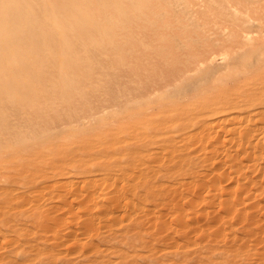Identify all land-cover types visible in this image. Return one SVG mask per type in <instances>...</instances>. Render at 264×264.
Returning a JSON list of instances; mask_svg holds the SVG:
<instances>
[{"label": "rangeland", "instance_id": "rangeland-1", "mask_svg": "<svg viewBox=\"0 0 264 264\" xmlns=\"http://www.w3.org/2000/svg\"><path fill=\"white\" fill-rule=\"evenodd\" d=\"M25 3L0 22V264H264V0ZM184 66L58 136L1 132Z\"/></svg>", "mask_w": 264, "mask_h": 264}, {"label": "bare ground", "instance_id": "bare-ground-1", "mask_svg": "<svg viewBox=\"0 0 264 264\" xmlns=\"http://www.w3.org/2000/svg\"><path fill=\"white\" fill-rule=\"evenodd\" d=\"M20 2L22 4H26L25 3V0H0V22L1 21H12V22H15L16 19H17V16H18V10H19V7L20 6ZM28 4L29 1H27ZM37 3V2H36ZM32 5V4H30ZM39 6V5H38ZM25 7V5H24ZM35 8V7H33ZM238 8V7H237ZM254 8V7H253ZM37 12V11H35ZM40 15V14H38ZM31 17V16H30ZM41 19V18H40ZM22 20V19H21ZM47 22V21H45ZM241 25V24H240ZM237 29V28H236ZM45 30V29H44ZM18 32V31H17ZM35 37V36H34ZM33 38V37H32ZM35 39V38H34ZM139 48V47H138ZM129 51H131V48H129ZM211 56V55H210ZM201 58V57H200ZM143 59V58H142ZM141 59V60H142ZM75 63V62H74ZM71 64L73 65L74 67H77L76 64ZM177 63V62H176ZM173 64V63H172ZM178 64V63H177ZM81 65V64H80ZM85 67H86V64H84ZM130 65V63H129ZM88 66V65H87ZM172 67V66H170ZM179 67V66H178ZM86 69V68H85ZM193 70V68H191V66H184L182 67L181 69H177V68H167V67H162V68H159V69H156L152 74H147V76H143L141 75L140 73L137 74V72H133V71H130V70H122V71H118V72H114L113 74H111V77L106 80V84L108 86V89H107V93L109 95V98H108V101H104V100H100V103L96 104L95 106H92V107H89L87 106V102H92L93 100H98L100 99V93L97 92V91H87L85 93H82L80 95V98L78 100H75L72 102V104L70 105H63L61 106L60 108L56 109V110H53L51 112H48L47 114L41 112V111H36V112H32L31 115L29 117H26L24 115H21L22 112H20V110H17L16 109V112H15V115L18 116V121H17V125L19 126V128H12V127H8L6 126L7 124H5V126H2L1 127V132L5 133V134H15L16 136L20 137L21 139L19 140H23L22 138L26 137V138H31L33 137L31 134L32 133H28V127H30L31 125H33V121H37V125L35 126V128L33 129V134H41L44 133V132H49V133H54V137L55 136H58L60 133V131H64L65 127L67 125H71V123H75L76 125L77 124H80L81 122L85 123V121H89V119H91L94 115H97V114H100V113H105V111L109 108L111 109V107L113 106H120L123 108V106L125 107L126 104L129 102L128 105H130V101L133 102L132 100H134L135 98H137L138 96H143V95H152L155 93V91L157 90H160L161 88L163 87H166L168 85H170L172 82H174L177 77L185 72H189ZM87 72V71H86ZM157 74H161V78H159L157 76ZM179 74V75H178ZM85 77V76H84ZM89 77V76H88ZM99 81V78L98 77H93L91 78V80H89L87 83H97ZM80 83V82H79ZM89 86V85H87ZM76 87V86H75ZM121 91V97L122 99L121 100H117L118 98V92ZM139 92L141 95H138L137 96V93L136 92ZM77 92V91H75ZM48 93V92H47ZM19 94V93H18ZM42 95V93H40ZM60 94V92H59ZM1 95V94H0ZM3 96V95H2ZM145 97V96H144ZM43 98V97H42ZM147 98V97H145ZM141 99V98H140ZM138 100V99H137ZM59 102V101H58ZM136 102V101H135ZM134 102V103H135ZM6 104V103H5ZM18 104V103H17ZM63 104V103H62ZM61 105V104H60ZM127 105V106H128ZM20 106V105H19ZM18 106V107H19ZM23 107V106H22ZM114 108V107H113ZM19 109V108H18ZM35 109V108H34ZM2 111V110H1ZM0 111V113H1ZM108 111V110H107ZM216 109L214 110H211V112H215ZM113 112V111H112ZM107 113V112H106ZM115 113V112H114ZM3 116V115H2ZM222 116V115H221ZM226 117V116H225ZM233 118V117H232ZM236 118V117H235ZM94 119V118H92ZM227 119V118H226ZM242 119V118H241ZM2 120V119H1ZM222 120V118L220 119ZM244 121V120H243ZM222 122V121H221ZM234 122V121H233ZM2 123V122H1ZM74 125V124H72ZM83 125V124H81ZM242 125V124H241ZM78 126V125H77ZM66 128H69V127H66ZM31 130V129H30ZM43 131V132H42ZM42 132V133H41ZM48 133V134H49ZM47 134V133H45ZM45 134H43L45 136ZM29 136V137H28ZM40 137V136H39ZM53 137V138H54ZM51 138V136H50ZM49 138V139H50ZM59 138V137H58ZM62 138V137H61ZM29 139H27L29 141ZM34 139V138H33ZM56 139V138H54ZM52 140V139H50ZM9 141V140H8ZM7 141V142H8ZM24 141V140H23ZM53 141V140H52ZM12 142V141H11ZM26 142V141H25ZM55 142V141H54ZM15 143V142H14ZM12 144V143H11ZM22 144V142H21ZM45 144H49V148H50V143H47L45 142ZM53 144V143H52ZM82 144V143H81ZM87 144H91V143H86ZM5 145H7V143H5ZM3 145V147L5 146ZM17 145H19L17 143ZM44 145V144H43ZM47 145H45L44 147H47ZM56 145V144H54ZM63 145V144H62ZM61 145V146H62ZM85 145V144H84ZM92 145V144H91ZM40 146V145H39ZM42 146V145H41ZM65 146V145H64ZM52 147V146H51ZM9 149L13 148V147H8ZM7 148V149H8ZM55 148V147H54ZM91 148V147H89ZM1 149V148H0ZM2 149H5L6 148H2ZM31 149V148H30ZM44 149V148H43ZM61 149L63 150V148L61 147ZM60 149V150H61ZM83 149V148H82ZM87 149V148H86ZM28 149H25L24 151L26 152ZM36 150V149H35ZM39 150V149H38ZM79 151V149H76ZM10 151V150H9ZM15 151V150H14ZM22 151V150H20ZM19 151V152H20ZM41 151H43L41 149ZM50 151V150H49ZM54 151V150H53ZM12 152V151H11ZM36 152V151H35ZM40 152V151H39ZM45 152H47V150H45ZM58 152V151H57ZM55 153V154H58V153ZM75 153H77L74 149ZM15 152L12 153V155L14 154ZM23 153V151H22ZM42 153L41 152V156H42ZM48 153V152H47ZM45 153V154H47ZM54 153V152H53ZM63 153V152H62ZM65 153V152H64ZM63 153V154H64ZM11 154V153H10ZM18 154V153H17ZM25 154H29L31 155L32 153L30 152H26ZM38 154V151L37 153ZM35 154V155H36ZM48 154H52V151L51 153L49 152ZM78 154V153H77ZM34 155V153H33ZM54 155V154H53ZM61 155V154H60ZM71 155V153H70ZM9 156V155H8ZM15 156V154H14ZM28 156V155H27ZM57 156V155H55ZM1 157V156H0ZM13 157V156H12ZM30 157V156H29ZM75 157V156H74ZM81 156H79L80 158ZM42 158V157H40ZM39 158V159H40ZM49 157H47L48 159ZM59 158V156H58ZM63 158V156H62ZM78 158V157H76ZM78 158V159H79ZM29 159V158H28ZM34 159V160H33ZM36 158L32 157L29 159V161H36V163H38L39 160H35ZM44 159V158H43ZM42 159V160H43ZM56 159V158H55ZM55 159L53 161V163L55 162ZM64 159V158H63ZM75 159V158H74ZM83 159V158H82ZM81 161L78 162V163H81L84 161ZM41 160V161H42ZM50 160V159H48ZM53 160V158L51 159ZM58 160V159H57ZM71 161V160H70ZM73 161V160H72ZM77 161V160H76ZM45 162H48L47 160L44 161ZM50 162V161H49ZM64 162V161H63ZM42 162H40L41 164ZM56 163V162H55ZM59 163V162H58ZM67 162H65L64 166L66 165ZM71 163V162H70ZM68 163V164H70ZM86 163V166L88 165L87 162ZM84 163V165H85ZM29 163H26V164H23L25 166H28ZM67 164V165H68ZM76 164V162L74 163ZM37 165V164H36ZM53 166L57 165V164H52ZM67 165H66V168H67ZM71 165V164H70ZM83 165V164H82ZM102 165V164H101ZM73 166V164H72ZM71 166V167H72ZM75 166V165H74ZM85 166V167H86ZM40 168V167H39ZM81 168V167H80ZM87 169V168H86ZM62 171V169H61ZM64 171V170H63ZM71 171V170H70ZM59 172H60V169H59ZM65 174V173H64ZM57 176V175H56ZM71 182V181H70ZM79 182V181H78ZM75 183V182H74ZM73 184V183H72Z\"/></svg>", "mask_w": 264, "mask_h": 264}]
</instances>
